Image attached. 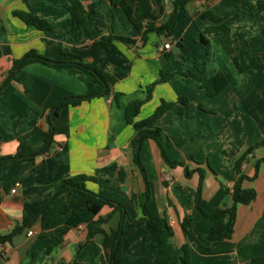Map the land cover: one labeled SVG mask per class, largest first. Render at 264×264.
I'll return each instance as SVG.
<instances>
[{"label":"crops","instance_id":"0c3cea01","mask_svg":"<svg viewBox=\"0 0 264 264\" xmlns=\"http://www.w3.org/2000/svg\"><path fill=\"white\" fill-rule=\"evenodd\" d=\"M80 2L83 26H67V0H0V157L14 155L20 141L39 151L50 125L53 130L47 151L0 162V234L10 235L0 242V264H109L103 235L120 226V210L104 206L94 219L69 227L70 212L60 211L49 224L42 223L40 211L54 185L76 175L87 177V189L124 206V228L143 216L145 205L171 227L172 254L181 257L188 245L191 264H245L264 256V8L258 5L264 0H191L177 9L170 38L151 31L146 39L120 6L109 0ZM172 10L173 0H153L155 25L165 23ZM204 10L223 17L228 30H209L215 23L201 16ZM15 11L34 14L49 27L26 24ZM201 34L209 40L208 50ZM108 35L132 41L113 39L98 58L83 61L101 70L118 69L122 76L107 95L67 104L57 113L60 100L98 92L99 81L76 66L32 61L14 68L32 50L52 60L77 61L79 50ZM167 41L171 46L163 49ZM218 71L227 85L209 96L202 83ZM133 100L143 103L129 122L126 108ZM162 101L171 106L157 120L158 141L166 157L181 164H168L158 144L145 139L140 160L149 181L147 195L130 141L133 123L149 117ZM112 165L117 167L110 172L101 170ZM197 167L204 173L199 206L207 213L230 202L229 190L241 175V186L256 191L253 201L238 205L228 238H187L186 216L199 235L213 225L195 207L198 173L185 174V168ZM82 197L78 191L64 192L52 204L71 211ZM158 238L146 223L127 233L121 245L125 264H163L153 249Z\"/></svg>","mask_w":264,"mask_h":264},{"label":"trees","instance_id":"16d2710c","mask_svg":"<svg viewBox=\"0 0 264 264\" xmlns=\"http://www.w3.org/2000/svg\"><path fill=\"white\" fill-rule=\"evenodd\" d=\"M112 5L120 6L127 17L129 18L132 25L135 29L140 33L142 39H146V35L148 32H156L159 35H167L169 38L171 37V28L174 25V18L177 12V9L191 0H173V10L169 15L168 20L156 26L155 20L156 16L152 13V1L153 0H109ZM68 2V10H69V18L65 22V25H77L83 26L85 22V9L83 8L80 0H67ZM259 7L264 8V2L258 3ZM18 17H20L26 24L33 25L39 29L48 28L49 24L38 16L24 12V11H15L14 12ZM203 18L211 19L215 25L211 26L209 30H228V26L222 23L223 17L217 16L213 14L210 10H204L201 13ZM226 17V16H225ZM113 39H120L124 41H132L130 38L118 37L114 35L101 36L98 39L94 40L91 44L87 45L83 49L79 50L75 56L78 58L77 61H60V60H52L46 58L40 54H37L35 51H29L24 57L19 60H16L14 63V68H21L28 62L39 61L51 66H76L81 70L89 72L99 83L101 84V89L95 93H88L85 95L72 96L60 100L55 106V113L59 111L63 106L70 104L76 105L80 101L84 99H89L93 96L98 95H107L109 93L110 87L117 80L119 76H122V73L118 69L110 70H101L93 67L92 64L84 62V58L92 57L93 59L98 58L100 52L104 49H108L111 41ZM168 42V41H167ZM200 42L205 49H209V40L201 34ZM179 44V42H178ZM234 63L238 69L240 66L238 64L237 58H234ZM196 67L198 66V62L195 63ZM13 68V70H14ZM189 76L194 78H198V76L192 72L187 73ZM164 77V75L162 76ZM166 78V77H164ZM8 82L5 81V84ZM227 85V79L225 75L218 71L213 74L211 77L207 78L202 86L205 88L207 95L214 96L219 94ZM149 97V93L147 94ZM146 97V98H147ZM143 100H133L129 103L126 108V117L129 122L132 121V118L135 117L139 111V108ZM171 106V103L162 101L160 105L155 109V111L147 118L135 121L133 126L135 128V134L130 141V148L132 152L133 161L136 166L139 168L144 182L146 186L147 195L149 193L148 184L149 181L146 176V172L144 166L140 160V152L142 149V145L145 139L150 138L153 139L159 146L161 150V155L163 159L170 165H180L179 161H170L164 152L163 147L160 145L158 141V136L160 134L161 129L157 126V120L164 114V112ZM52 126L50 125L47 130L45 136V144L39 151H34L32 148L24 141H20L18 145V149L14 155H7L0 157V162L8 161L20 157H24L29 154H34L36 152H44L50 148V144L52 142ZM244 159V156H240L238 160L235 162L236 168L240 166ZM117 166L112 165L109 167H105L101 170H105L110 172L112 169H115ZM197 172L199 175V181L197 184L196 190V202L195 207L199 209L205 216H208L212 221L213 225L204 233L200 234L196 231L192 217L186 216L183 219L182 225L187 234V238L189 241L198 240V236L205 238L208 241H215L228 238L233 233V227L236 218V211L239 204H249L251 201L255 199L256 191L253 188H243L241 186V181L245 178L243 175L237 177L234 183L229 190L230 194V202L228 204H224L218 207L214 212L207 213L203 211L199 206V200L201 195V185L203 179V169L197 167L194 170H188L185 168V174L188 176L191 172ZM119 180H123L124 171L119 168ZM85 180L87 177L84 175H76L68 178H64L59 180L54 185V194L52 195L49 202H47L41 208V216L43 225H47L52 220V217L57 212H70L69 216L66 220V226H75L80 223L88 222L95 218V216L100 212L101 208L104 206H110L115 210L121 211V223L117 229L112 230L109 234L103 235V245L109 249V264H125V261L122 257L121 253V245L122 240L125 235L132 230L136 226L141 223H146L149 226L153 227L159 232L158 242L153 245L155 256L163 262V264H191L189 258L188 245H183L184 254L181 257H177L172 254V243L171 237L173 235L172 229L169 225H163L159 218L149 213L146 209L145 205H143V216L137 220L132 221L126 228L123 227L125 209L124 206L113 199L104 197L95 193L85 187ZM80 192L83 197L79 204L69 211V209L64 206L61 208H57L53 206V200L59 194L64 192ZM10 238V235H1L0 234V242H4ZM103 264H107L104 262ZM245 264H264V256L255 257L245 262Z\"/></svg>","mask_w":264,"mask_h":264},{"label":"built area","instance_id":"2783aa9c","mask_svg":"<svg viewBox=\"0 0 264 264\" xmlns=\"http://www.w3.org/2000/svg\"><path fill=\"white\" fill-rule=\"evenodd\" d=\"M170 46H171V42L170 41H168V42H166V43H164L163 45H162V48L163 49H168V48H170ZM17 185V183L15 184V186ZM15 191V187H13L12 189H11V192H14ZM32 233V230H28V234H31Z\"/></svg>","mask_w":264,"mask_h":264}]
</instances>
